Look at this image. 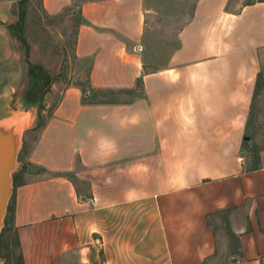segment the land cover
Here are the masks:
<instances>
[{"label": "crops", "instance_id": "obj_1", "mask_svg": "<svg viewBox=\"0 0 264 264\" xmlns=\"http://www.w3.org/2000/svg\"><path fill=\"white\" fill-rule=\"evenodd\" d=\"M146 1L42 0L78 16L75 74L131 98L70 86L37 128L5 217L22 264H213L207 216L223 211L239 245L222 264H264V149L254 170L240 156L258 75L264 91V0H194L164 46L146 45Z\"/></svg>", "mask_w": 264, "mask_h": 264}, {"label": "rangeland", "instance_id": "obj_2", "mask_svg": "<svg viewBox=\"0 0 264 264\" xmlns=\"http://www.w3.org/2000/svg\"><path fill=\"white\" fill-rule=\"evenodd\" d=\"M165 1H168L167 6ZM251 1L255 0H232L230 7L234 9ZM193 5L194 0H147V8L154 10L156 14L148 22L146 45L164 46L166 42L171 44L179 27L187 20ZM22 8L25 11L23 33L29 45L28 60L34 65L42 66L53 78V83L42 101V110L39 113L41 123L46 121L64 90L70 86H78L84 92L86 101L131 98V93L95 91L87 85L85 79H80L75 74L74 39L79 22L77 14L65 10L58 16H48L42 9V0H0V108L30 112L34 118L32 125L36 126L38 122V107H26L23 102L25 91L30 86L26 76L28 66L24 49L8 30L9 25L18 21ZM147 57L146 54V72L151 70ZM249 125L252 134L243 144L240 156L244 159L246 167L252 168L257 166L258 155L264 149L263 90L252 106ZM38 132L39 129H32L23 133L19 162L24 163L26 152L36 140ZM232 215L233 218L242 220L243 212L236 210ZM229 217L230 213L227 212L211 218L217 241V254L213 264L226 262L229 255L236 250V245L230 240L233 232L230 229ZM0 262L21 264L14 233L6 229V226L0 234ZM65 264L81 263L73 259Z\"/></svg>", "mask_w": 264, "mask_h": 264}, {"label": "water", "instance_id": "obj_3", "mask_svg": "<svg viewBox=\"0 0 264 264\" xmlns=\"http://www.w3.org/2000/svg\"><path fill=\"white\" fill-rule=\"evenodd\" d=\"M28 115L30 122L24 125V119ZM33 123L34 118L30 112L0 108V234L4 228V219L13 191V175L19 173L23 167L18 161L22 136L25 131L35 128Z\"/></svg>", "mask_w": 264, "mask_h": 264}, {"label": "trees", "instance_id": "obj_4", "mask_svg": "<svg viewBox=\"0 0 264 264\" xmlns=\"http://www.w3.org/2000/svg\"><path fill=\"white\" fill-rule=\"evenodd\" d=\"M24 22H25V11L22 8L18 14V21L14 25L13 24L9 25L8 30L10 32V35L13 38H15L24 49V54L26 57L25 61H26V64L28 66L26 76H27L28 80L30 81V86L25 91L23 101H24V104L26 106L34 105V106H37L39 109L38 110V122H37L35 128L33 129V130H35L41 125V122H40L41 116L39 113L42 110V101H43L45 94L48 92L50 86L53 83V78L42 66L34 65V64L29 62V60H28L29 45H28L26 38L24 36V33H23ZM78 24H79V22H78ZM262 90H263L262 78L258 75V78L256 80L255 90H254V97L260 95ZM82 101L88 102V103L98 102V101H86L85 99H83ZM40 105H41V107H40ZM242 147H243V145H242ZM255 168H256L255 166L252 168H247V171L254 170ZM16 175L17 174L13 175V184H14V179H15ZM7 209H8V207H7ZM227 212L228 211H223V212H218V213L208 215L207 216L208 225L213 226L211 223V218L213 216L223 214V213H227ZM4 227H5V219H4ZM230 240L232 241V244L236 245V250L232 253V255H234V254H236L237 249H238V245H239L238 244V238L232 233V235H230ZM15 245H16V248L18 251V240L16 237H15ZM18 255H19L20 262L22 264V258H21V255L19 254V251H18Z\"/></svg>", "mask_w": 264, "mask_h": 264}, {"label": "bare ground", "instance_id": "obj_5", "mask_svg": "<svg viewBox=\"0 0 264 264\" xmlns=\"http://www.w3.org/2000/svg\"><path fill=\"white\" fill-rule=\"evenodd\" d=\"M29 122H30V116L28 115L25 117L23 124L27 125Z\"/></svg>", "mask_w": 264, "mask_h": 264}]
</instances>
